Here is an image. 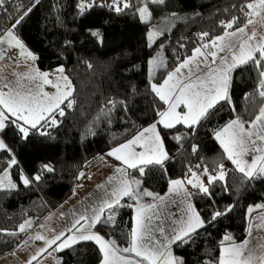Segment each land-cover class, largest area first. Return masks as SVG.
<instances>
[{
    "label": "trees",
    "instance_id": "trees-1",
    "mask_svg": "<svg viewBox=\"0 0 264 264\" xmlns=\"http://www.w3.org/2000/svg\"><path fill=\"white\" fill-rule=\"evenodd\" d=\"M145 2L151 13L147 22L138 11ZM247 2L130 0L132 7L116 12L113 0H95L91 9L81 13L80 0H6L0 7V38L13 30L37 57L36 65L42 72L52 73L63 67L75 89L70 98L75 103L71 108L66 106L67 101L61 104L63 116L58 111L53 113L56 125L29 127L27 138L10 122L0 132L7 145L0 150V175L7 171L16 185L0 188V257L23 239L21 224L42 220L71 195L79 173L90 161L157 122L158 111L165 110L166 105L152 91V84H161L196 47L222 35V21L235 16L239 21L234 27L243 26L246 18L240 8ZM29 8L31 11H27ZM150 32L156 33L151 41ZM204 32L209 37L201 40ZM260 79L259 70L251 62L235 68L229 101L217 103L193 128L160 127L168 159L163 165L144 166L143 174L136 169L129 171L132 179L140 181L141 192L161 196L171 180H184L193 172L204 174L205 169L217 175L218 166L223 164L225 180L209 184L204 174L211 195L193 189L192 202L204 227L191 234L186 243L172 246L183 264H216L222 242H229L224 237L230 235L235 243L244 241L249 208L264 204V176L244 177L215 138L216 131L237 117L249 126L259 114L264 105V98L259 96ZM13 158L16 164L10 165ZM44 165H51L54 172H47ZM36 175L41 179L35 180ZM22 176L29 178L28 185H24ZM151 201L147 196L139 202L125 198L113 210L114 221L98 223L95 230L120 247L128 246L137 203ZM217 211L224 214L212 220ZM259 211L264 209L255 213ZM58 258L59 264H100L102 253L96 244L81 242L59 252Z\"/></svg>",
    "mask_w": 264,
    "mask_h": 264
},
{
    "label": "snow or ice",
    "instance_id": "snow-or-ice-1",
    "mask_svg": "<svg viewBox=\"0 0 264 264\" xmlns=\"http://www.w3.org/2000/svg\"><path fill=\"white\" fill-rule=\"evenodd\" d=\"M6 0H0V7L5 4ZM155 3H163L164 0H152ZM38 3V0H37ZM95 4V0H80L78 8L81 13L87 9H91ZM114 10L121 12L123 9L132 7L130 0H113ZM235 7V6H234ZM27 11H31L29 8ZM27 11L21 15L16 24L18 25L27 15ZM141 19L147 21L151 17L148 10L147 2L138 9ZM240 11L244 13L246 21L243 26L234 27L238 24L239 17H232L229 21H222L221 26L225 29L222 35L210 38L207 43L201 44L193 51V55L170 72L162 84H152V91L156 94L160 101H163L167 108L158 111L160 119L151 124L149 127L139 131L131 140L120 144L107 153L108 156L114 157L126 167L117 166L115 174L109 177L108 184L113 181L117 183L112 187L111 192H105L101 202L90 209L91 215L81 214L72 226L67 229L71 235H65L61 232L51 239H46L43 235L37 234L34 239L44 240L47 247L56 245L55 250H63L71 247L80 241H94L99 246L102 253L101 264H183L182 259L173 255L171 246L174 243H186L187 238L196 232L198 228L204 227V221L194 206L187 199L191 196L186 185H191L199 192L211 195L209 187L196 173H192V178L182 180H171L169 193L175 194L181 198V203L187 204L186 209H181L183 216L173 221L178 227H173L168 236H164V241L157 239L153 232L164 234V228L160 224L154 225V220L159 221L162 216L171 219V214L165 212L166 201L176 203L175 200H169L168 197L154 194L153 192L143 190L140 191L139 180L128 179V169H136L143 174L144 166L147 165H163L168 159L167 152L164 149L163 140L157 129V124L162 125L166 129L175 127L177 124H184L189 128L197 125L202 118H206L210 109L215 107L220 101H229V88L231 83L232 71L242 65L248 63L254 64L259 70V96L264 98V35L257 39L255 31L250 34L247 31L248 25L254 23L253 17L261 16L264 13V0H249L246 4L241 5ZM15 28V25H13ZM231 30V31H229ZM99 35V33H93ZM156 33H149L148 38L151 41ZM209 37V33L200 34L201 40ZM7 43L10 47L14 46L20 50V55L32 60L37 57L27 50L23 42L14 35L13 30L7 31L5 37L0 38V44ZM207 50V51H205ZM220 53H226L220 55ZM203 58L202 61L198 58ZM211 58V63H209ZM217 60L219 61L217 63ZM155 65L156 61H152ZM200 63L205 64L206 71L200 69ZM195 64L193 69L191 65ZM213 65H215L213 67ZM91 67V65H89ZM182 69H187V74L182 73ZM35 75L30 79H37L41 84L37 86V90H23L21 87L14 86L11 82L4 83L0 86V131L7 126L6 122L15 125L23 137L27 138L29 127L36 129L38 125L44 127L50 123L56 125L57 120L53 113L59 112L63 116L64 110L60 107L67 101V107L71 108L75 103L74 99H70L74 92L71 80L63 75L64 68L60 67L56 71L60 74L55 80L49 79L48 73L39 72L38 69L33 70ZM203 71V74L201 72ZM193 76L195 78H193ZM20 83L19 80L16 82ZM43 85H51L56 89L55 93L49 94L43 90ZM7 89V91H4ZM114 103V102H112ZM183 105L186 111H177ZM14 118V119H13ZM22 121L23 123H18ZM44 124H41V122ZM250 123V127H245V122L239 117L230 121L220 130L216 131L215 138L220 142L227 159L235 165L237 171L242 173L244 177L252 179L256 176H264V107L259 109V114ZM42 135L46 133H41ZM251 146V147H250ZM140 147L142 151H136ZM7 145L0 139V149H6ZM10 151V150H9ZM193 151L196 147L193 146ZM249 152L257 153L253 155L251 161L244 159ZM10 165L16 164L15 158ZM43 168L51 173L54 168L51 165H44ZM204 174L208 176L209 184L219 179L225 180L227 172L224 170L223 164L218 166V175H211L208 170H204ZM83 173L80 174L83 177ZM24 185H28L30 180L26 176L21 177ZM41 176L36 175L35 180H40ZM7 181V183H5ZM15 188L7 171L0 176V188ZM104 189L105 185H98ZM142 196L152 197V203H137L135 223L129 234V245L120 247L115 240L106 239L104 236L93 229L98 223L113 222L114 208L119 206L123 197H129L137 202ZM131 207V205H129ZM163 206V207H162ZM258 209H264V204L256 205ZM108 215L105 217V211ZM230 211L231 209H227ZM249 213L254 211L249 208ZM221 212H214L212 220L223 215ZM102 217L104 219L102 220ZM264 220V215H262ZM84 223H81V222ZM211 222V221H209ZM32 221H25L19 226L21 232L26 227H31ZM43 227V225H42ZM249 237H251V227L248 229ZM15 235V233H13ZM57 241H60L57 244ZM221 254L216 264H264V240H258V243L249 247L250 240L245 239L237 244L232 241L230 235L224 237ZM47 251V248L40 250V254ZM125 254H134L125 255ZM37 257L33 256L32 260ZM31 264V260L28 262Z\"/></svg>",
    "mask_w": 264,
    "mask_h": 264
},
{
    "label": "crops",
    "instance_id": "crops-1",
    "mask_svg": "<svg viewBox=\"0 0 264 264\" xmlns=\"http://www.w3.org/2000/svg\"><path fill=\"white\" fill-rule=\"evenodd\" d=\"M253 20H254V23L251 25H248L247 31L249 34L253 31H255L257 33V39H259L262 35H264V13H261V16H259V17H253ZM205 51H207V50H205ZM225 54L226 53H220V55H225ZM192 55H193V53L189 57H191ZM188 58H186V59H188ZM198 59L202 61L203 58L201 57ZM218 62L219 61L217 60V63ZM209 63H211V58H209ZM214 66L215 65H213V67ZM191 67L193 69H195L196 65L193 64V65H191ZM200 69L203 71H206L204 63H200ZM181 71H182V73L187 74L188 70L182 69ZM203 71L201 72V74H203ZM193 78H195V77L193 76ZM157 85H160V84H157ZM263 107H264V105H263ZM166 108H167V105H166ZM177 111L183 112V111H186V109L184 108L183 105H181L180 108L177 109ZM159 119H160V117H159ZM178 125H182V126L187 127L184 124H177V125H175V127ZM160 127H163V126L160 124H157V129H158L159 133H160ZM245 127H247V126H245ZM163 145H164V143H163ZM164 149H165V146H164ZM136 151L139 152V151H142V149L140 147H137ZM165 151H166V149H165ZM252 153H254V152H252ZM252 153L249 152L247 155H245L244 159H247L250 162L252 157H253V156L250 157V154H252ZM117 166L126 167L120 161H117L114 157L108 156L107 154L101 155V156L93 159L92 161H90L79 173L77 180L75 182V185L73 187V191H72L71 195L65 201H63L56 209L52 210L45 218H43L42 220H40L34 224L32 223L30 230L27 232V235L31 231H35L37 234L43 235L46 239H51L61 232H64L66 236L71 235L72 233H69L67 231V229L72 226L75 219H77L81 214H84L86 209L89 210L87 214L91 215L90 209L92 207L98 205L101 202V199L104 197V194L106 191L111 192L112 187L117 183V181H113L112 184H108V180H109V177L114 176L115 169ZM130 170H133V169H128L127 170L128 173ZM81 173L84 174L83 177L80 176ZM189 178H186V179H189ZM128 179L133 180L130 177V175H128ZM186 179H184V180H186ZM202 180H204L206 182L204 176H203ZM98 185H105V188L101 189L98 187ZM206 186H207V182H206ZM186 187L188 188V191L191 193V196L188 197L187 199L193 205L192 197H193V189H195V188H193L191 185H186ZM161 196H165V197H168L169 200H175L176 201V203H169L168 201H166L165 212L168 214H171V219H168L166 216H162L159 221L154 220V225L160 224L164 228L165 231H164L163 235H161L159 232L154 231L153 235L157 239L161 240V242H165L164 236H168L171 233V230L173 227H178L177 224H173V221L178 220L181 216H183V212H181V209H186L187 204L181 203V198L176 196L175 194H170L169 189L167 192H165ZM125 198H127V197H123L120 200V203ZM152 202H154V201H151L150 203H152ZM135 215H136V212H135ZM135 215H134V219H133V227H134V223H135ZM81 223H84V222L82 221ZM42 225H43V227H42ZM198 229H200V228H198ZM93 231L97 232L95 230V228L93 229ZM258 240H260L259 237L257 235H255L253 241H255L257 244ZM81 242H92L95 244L94 241H80L78 243H81ZM36 243L37 244L33 250H39L40 251L43 248H47V251L43 252L40 256L38 255V257L35 260H32L31 257L28 256V254H26L25 252L23 253V255H21L22 260L18 259V257L16 255L14 256V254H15L14 249L10 253L0 257V260L6 259L5 260L6 264H28V262L30 260H31V264H59L58 253L61 251L67 250V249L71 248L72 246L78 244V243L73 244L71 247H66L63 250H55L57 247L56 245H53L52 247H47L44 240H37ZM59 243H60V241H57V244H59ZM228 243H230V242H228ZM174 244H172V246ZM237 244H239V243H237ZM256 244L254 243V245H251L249 247L251 248V247L255 246ZM172 246H171V251H172ZM11 255L14 256L15 258L12 257ZM125 255H133L134 256V254H125ZM173 255L176 256L174 253H173ZM9 256H11V257H9Z\"/></svg>",
    "mask_w": 264,
    "mask_h": 264
},
{
    "label": "rangeland",
    "instance_id": "rangeland-1",
    "mask_svg": "<svg viewBox=\"0 0 264 264\" xmlns=\"http://www.w3.org/2000/svg\"><path fill=\"white\" fill-rule=\"evenodd\" d=\"M148 10H149V8H148ZM139 15H140V13H139ZM142 21L147 22L148 20L145 21L142 19ZM3 37H5V35ZM14 53L15 54L18 53V56L15 57L13 55ZM19 53H20V50L14 46L10 47L7 43L0 44V86H2L4 83L11 82L16 87L22 86V89L25 91L28 89H32L33 91H35V90H37V86L39 84H41V81L39 80V78L30 79L29 77L35 75V73L33 71L34 69H38V67L36 65V61L32 60L31 58H25V57L21 56ZM39 72H42V71L39 70ZM42 73H48L49 79H51V80H55L57 78V76L60 75L57 71H54L52 73H50V72H42ZM63 75L66 76L64 72H63ZM17 80L20 81L19 84L16 83ZM43 90L49 94L55 93V91H56V89L53 88L51 85H43ZM4 91H7V89H4ZM18 123L22 124L23 122L18 121ZM248 127H250V125L247 126L246 128H248ZM0 139H1V136H0ZM261 143H264V142L258 141V145ZM0 150H2V149H0ZM253 155H256V153L250 154V157H252ZM4 173L5 172H3L0 176H3ZM196 174L199 175L201 177V179L204 176L203 173H196ZM190 178H192V177H190ZM5 183H7V181H5ZM204 183L206 185L205 181H204ZM5 188H7V187H5ZM255 206L256 205L252 206L254 211H252L251 213H249V211H248V222H249L248 229L251 227V237H249V234L247 236V239L250 240L249 246L254 245V243L256 244V242L253 241L255 235H257L260 240H264V220H262V215H264V211H259L258 213H255V211L258 210V208H256ZM30 228L31 227H26L25 231H23V232H21L19 230V232L21 234H23L24 237L21 240V242L18 244L17 248L16 249L14 248V252H15L14 256L16 255L18 257V259H20V260H22L21 255H23L24 252L26 254H28V256H30L31 259L33 256L38 257V255L39 256L41 255L39 250H33L37 244L36 243L37 240L34 239V237L37 235V233L35 231H31L27 235V232L30 230ZM11 256H9V257H11ZM14 256H12V257H14ZM5 260L1 259L0 264H6Z\"/></svg>",
    "mask_w": 264,
    "mask_h": 264
},
{
    "label": "built area",
    "instance_id": "built-area-1",
    "mask_svg": "<svg viewBox=\"0 0 264 264\" xmlns=\"http://www.w3.org/2000/svg\"><path fill=\"white\" fill-rule=\"evenodd\" d=\"M13 55H14L15 57H17V56H18V53H17V54L14 53Z\"/></svg>",
    "mask_w": 264,
    "mask_h": 264
}]
</instances>
